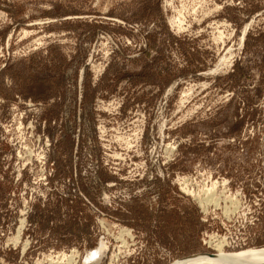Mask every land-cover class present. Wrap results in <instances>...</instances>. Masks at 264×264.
<instances>
[{
	"label": "rangeland",
	"instance_id": "1",
	"mask_svg": "<svg viewBox=\"0 0 264 264\" xmlns=\"http://www.w3.org/2000/svg\"><path fill=\"white\" fill-rule=\"evenodd\" d=\"M263 248L264 0H0V264Z\"/></svg>",
	"mask_w": 264,
	"mask_h": 264
},
{
	"label": "bare ground",
	"instance_id": "2",
	"mask_svg": "<svg viewBox=\"0 0 264 264\" xmlns=\"http://www.w3.org/2000/svg\"><path fill=\"white\" fill-rule=\"evenodd\" d=\"M107 228V227H106ZM216 249L220 252L222 248V242L219 241L214 244ZM98 252L102 253V247L99 248ZM94 253H98V252ZM224 252V251H223ZM228 256L226 254L216 253H196L183 257L181 260L173 262L172 264H237V263H251V264H260L264 263V248L259 250H248L243 255ZM243 257L249 258L250 260H245Z\"/></svg>",
	"mask_w": 264,
	"mask_h": 264
},
{
	"label": "water",
	"instance_id": "3",
	"mask_svg": "<svg viewBox=\"0 0 264 264\" xmlns=\"http://www.w3.org/2000/svg\"><path fill=\"white\" fill-rule=\"evenodd\" d=\"M210 254H212V253H210ZM260 264H264V263H260Z\"/></svg>",
	"mask_w": 264,
	"mask_h": 264
}]
</instances>
